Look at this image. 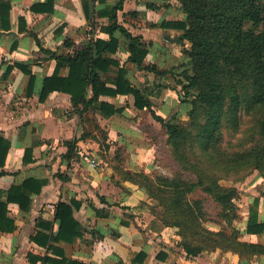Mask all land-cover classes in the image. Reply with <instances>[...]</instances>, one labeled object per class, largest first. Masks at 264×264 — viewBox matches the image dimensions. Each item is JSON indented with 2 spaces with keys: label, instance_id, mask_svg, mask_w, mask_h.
<instances>
[{
  "label": "trees",
  "instance_id": "16d2710c",
  "mask_svg": "<svg viewBox=\"0 0 264 264\" xmlns=\"http://www.w3.org/2000/svg\"><path fill=\"white\" fill-rule=\"evenodd\" d=\"M55 1L36 0L30 9L37 13H53ZM81 1L89 24L86 28L88 39L81 47H77L72 38L66 37L59 48L51 50L26 28L24 18H19L18 32L26 31L35 39L43 53L41 58L56 60L53 73L42 80L39 100L44 101L53 91H61L69 94L71 104L81 116L91 109L103 117H110L121 113L122 108L100 100V96L130 95L136 109H148L151 116L165 127L176 161L182 171L190 172L192 177L186 178L183 173L169 176L156 172L149 174L144 170H125L123 174L125 179L144 189L148 197L155 201L151 210L162 224L177 228L171 234L175 239L174 247L181 248L184 254L175 251L176 259L172 264H184L183 260L188 257L217 248L239 254L246 264L255 256H264L263 243L240 238L242 233L257 235L264 232V220L259 218L258 210L260 198H252L247 220L241 227L242 217L235 202L239 191L236 186L220 183V174L251 167L258 170L254 180H264V118L256 142L230 152L222 146L225 130L238 127L244 102L264 109V0H178L184 18L161 23L162 27L180 31L175 42L185 60L178 64L181 69L177 72L174 67L159 70L154 63L145 64L149 51L146 41L118 20L117 11L122 9L123 0L99 10L93 8L92 16L89 0ZM147 6L154 7L148 2ZM10 13L11 0H0V30L11 29ZM128 14L135 17L138 12L133 10ZM102 16L109 19L107 25L99 28L100 32L107 34V38L95 36V17ZM62 29L63 26H60L58 32ZM118 32L121 37H118ZM17 43L14 40L10 49H16ZM60 47L66 50L61 51ZM120 48L127 54L126 61L134 63L139 69L157 75L171 73L175 76L177 86L173 88L181 86L177 90L179 109L169 118L165 119L155 112L150 96L170 84L154 82L149 86H136L128 77V69L120 64L115 55ZM14 65L29 74L28 92H32L35 77L31 68L19 62ZM63 68L68 69L66 75H61ZM183 112L188 116L186 122L178 120V114ZM8 149L9 141L0 136V166L4 165ZM30 153L29 148L23 158L25 163L31 160ZM73 154H76L75 145L68 142L66 156ZM207 160L219 169L220 174L205 170ZM4 173L1 171L0 176ZM45 181L29 177L20 184L10 186L5 192V199H0V232H13L17 228L14 220L7 215L8 203L15 202L21 210L27 211L31 196L40 192ZM197 188L215 200L225 226L221 223L218 227L206 225L208 218L203 199L190 196ZM80 204L74 198L58 203L54 215L57 222L55 233L52 232L51 221L42 217L37 219L38 229L30 239L47 247L55 256L47 253L35 257L29 255L31 264L38 260L43 264H88L65 257L62 248L53 244L73 242L83 235V227L74 216ZM95 213L103 215L101 209L96 208ZM117 235L113 233V236ZM146 256L147 252L140 250L131 262L144 264ZM166 257L167 253L163 250L156 254L160 261Z\"/></svg>",
  "mask_w": 264,
  "mask_h": 264
},
{
  "label": "crops",
  "instance_id": "0c3cea01",
  "mask_svg": "<svg viewBox=\"0 0 264 264\" xmlns=\"http://www.w3.org/2000/svg\"><path fill=\"white\" fill-rule=\"evenodd\" d=\"M35 1L11 0V32L0 30V136L9 141L4 165L0 166V172H5L0 176V199H5V192L11 185L20 184L26 178L46 181L40 192L31 196L27 211L21 210L15 202L8 203L7 215L14 220L17 228L13 232H0V264H31L29 255L35 257L47 253L55 256L47 247L31 241L30 237L38 229L36 221L39 217L51 221L52 232L55 233L56 207L60 201L69 202L72 198L81 203L75 209L74 216L83 227V235L76 237L73 242H50L60 246L65 257L88 264H132L134 254L145 250L147 256L144 264H172L176 259L175 251L183 254L184 251L175 249V239L170 233L172 237L166 236L163 231L145 230L151 217L140 204L151 198L144 189L116 174V178L111 179V167L100 163L99 169H93L79 155L80 151H87L101 162L97 153L100 144L92 138V135L97 134L93 120L96 118L98 125L107 130L108 141H117L125 147L123 169L144 170L151 174L154 145L135 120L145 116L151 123L157 121L148 109H136L130 95L100 96V100L122 108L121 113L110 117H103L91 109L81 116L71 104L69 94L61 91H53L44 101H40L42 80L53 73L56 60L41 58L43 53L35 39L26 31L18 32L19 18L23 17L26 28L51 50L59 48L66 37L72 38L77 47L83 46L88 39L86 28L89 24L81 0H56L53 13L31 11L30 5ZM118 1L89 0V13L92 16L93 8L99 10ZM147 2L154 7H148ZM133 10L138 12L135 17L128 14ZM184 15L178 0H123L122 9L117 11L119 22L146 41L149 51L145 64L154 63L159 70L174 67L176 72L181 69L178 64L185 60L175 42L180 31L162 27L161 23L183 19ZM95 18V36L107 38V34L100 32L99 28L109 23L108 17ZM60 26L63 29L58 32ZM117 35L121 37L119 32ZM166 36L175 40L167 39ZM14 40L18 42L17 48L11 50ZM60 48L61 51L66 50ZM115 55L120 64L128 69V77L136 86H149L154 82L170 84L163 91L150 96L158 115L167 119L179 109V88H173L177 86L173 74L157 75L139 69L134 63L126 61L127 54L122 48ZM16 62L27 64L34 74L35 84L30 93L29 74L15 66ZM67 72L68 69L63 68L61 75ZM68 142L74 143L76 151L69 157L66 156ZM29 148L31 160L25 163L23 158ZM113 162L117 163L115 159ZM262 181L254 180L253 184ZM260 187L261 193L244 195L240 205L241 227L247 220L249 204L254 196L260 198L259 218L264 220V186ZM113 192L117 200L112 198ZM96 208L102 210V216L96 215ZM137 209L138 216H133ZM114 232L118 235L113 236ZM240 238L264 244V232L257 235L242 233ZM162 250L167 253L164 261L156 258V254ZM183 263L246 264L239 254L219 248L188 257ZM35 264L43 263L38 260ZM247 264H264V256H255Z\"/></svg>",
  "mask_w": 264,
  "mask_h": 264
},
{
  "label": "rangeland",
  "instance_id": "374dc122",
  "mask_svg": "<svg viewBox=\"0 0 264 264\" xmlns=\"http://www.w3.org/2000/svg\"><path fill=\"white\" fill-rule=\"evenodd\" d=\"M181 86H178L180 88ZM177 87H175L176 89ZM164 87L162 89L156 90V93H159L161 90L163 91ZM264 118V109L263 107L253 106L250 102H244L241 110H240V120L238 127L233 129H227L224 133V142H223V148L230 151L239 150L242 147H246L258 140L260 137L259 128L261 126V121ZM94 125L97 128V134L92 135V138L97 140L100 144V147L97 151L98 156L100 158L98 169L101 167V164L107 167L112 168V174L111 179L116 178L114 174L119 176L120 178L124 177L123 167L125 164L124 162V152H126L125 147L122 145H119L117 141H108L109 137L107 135V130L102 129L97 121L96 118H93ZM149 118L145 116L138 117V120L136 119V123L140 125V128L146 133L147 138L150 140L151 143L154 145V159H152L153 163V169H151V174L161 173L165 174L167 176L173 175L175 173H183L186 178H190L191 173L190 172H183L181 169V166L178 164V162L175 159V156L172 152V148L170 144L168 143V135L166 133L165 127L161 125L160 122H154L151 123L148 121ZM178 120L180 122H186L188 120V116L186 113H180L178 114ZM139 121V122H138ZM106 134V137H105ZM105 144L107 145V148L105 147ZM109 147H111V151H109ZM113 159L117 161L113 162ZM118 159V160H117ZM101 163V164H100ZM205 170L207 172L216 171L217 174H220V171L218 168L214 167L212 162L210 160L206 161V164L204 166ZM258 170L251 168L242 169V171H235L228 174H220L222 178L220 179V183L224 185H233L236 186V188L239 191V196L237 199H235L236 204L238 205L239 211H241V204L243 203L244 195H254L259 194L262 191L260 190V186H264V181H262L260 184L254 182V177L257 175ZM224 175H228L225 177ZM120 185V184H119ZM251 186V187H250ZM119 187V186H118ZM249 187V188H248ZM125 189V188H124ZM112 198H116L114 195V192L111 193ZM192 198H202L204 208L206 210V216L208 218V221L206 222V225L211 227H218L221 223L225 226V221L220 216V210L213 198L203 192L200 188H197L191 193L190 195ZM246 197V196H245ZM112 200V199H111ZM117 200V198H116ZM149 201V202H148ZM148 201H142L140 206L142 207L145 212L148 213V215L151 217L150 222L148 223L145 230L154 229L158 233L161 231L165 232L166 236H170V234H174L175 230L177 228L172 227L169 228L167 226H164L160 219L152 213V199H148ZM109 206V204H107ZM107 209V208H105ZM129 215V213H126ZM139 209H137L135 215L138 216ZM241 214V213H240ZM143 230V231H145ZM170 233V234H169ZM175 244V243H174ZM177 247H175L176 249ZM178 249V248H177Z\"/></svg>",
  "mask_w": 264,
  "mask_h": 264
},
{
  "label": "built area",
  "instance_id": "2783aa9c",
  "mask_svg": "<svg viewBox=\"0 0 264 264\" xmlns=\"http://www.w3.org/2000/svg\"><path fill=\"white\" fill-rule=\"evenodd\" d=\"M79 155L80 158L91 168L96 169L98 167V160L92 153L87 151H80Z\"/></svg>",
  "mask_w": 264,
  "mask_h": 264
},
{
  "label": "water",
  "instance_id": "95a60500",
  "mask_svg": "<svg viewBox=\"0 0 264 264\" xmlns=\"http://www.w3.org/2000/svg\"><path fill=\"white\" fill-rule=\"evenodd\" d=\"M9 32H11V31H8L7 33H9ZM166 38L171 39L169 36H166ZM171 40H175V38L174 39L172 38Z\"/></svg>",
  "mask_w": 264,
  "mask_h": 264
}]
</instances>
